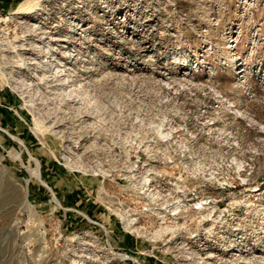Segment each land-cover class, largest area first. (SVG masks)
Here are the masks:
<instances>
[{
    "label": "rangeland",
    "instance_id": "obj_1",
    "mask_svg": "<svg viewBox=\"0 0 264 264\" xmlns=\"http://www.w3.org/2000/svg\"><path fill=\"white\" fill-rule=\"evenodd\" d=\"M0 264H264V0L0 9Z\"/></svg>",
    "mask_w": 264,
    "mask_h": 264
},
{
    "label": "crops",
    "instance_id": "obj_2",
    "mask_svg": "<svg viewBox=\"0 0 264 264\" xmlns=\"http://www.w3.org/2000/svg\"><path fill=\"white\" fill-rule=\"evenodd\" d=\"M11 4V0H0V9L5 10Z\"/></svg>",
    "mask_w": 264,
    "mask_h": 264
}]
</instances>
